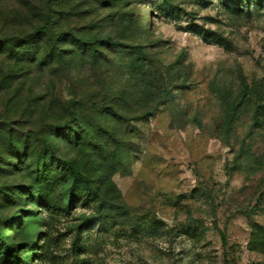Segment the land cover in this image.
<instances>
[{"label":"rangeland","instance_id":"374dc122","mask_svg":"<svg viewBox=\"0 0 264 264\" xmlns=\"http://www.w3.org/2000/svg\"><path fill=\"white\" fill-rule=\"evenodd\" d=\"M259 1L93 0L97 58L24 68L36 117L9 142L0 93V264H264Z\"/></svg>","mask_w":264,"mask_h":264},{"label":"trees","instance_id":"16d2710c","mask_svg":"<svg viewBox=\"0 0 264 264\" xmlns=\"http://www.w3.org/2000/svg\"><path fill=\"white\" fill-rule=\"evenodd\" d=\"M242 10L248 0H228ZM93 0H0V60L10 62V66L0 69V93L5 97L6 109L11 113L5 116L4 126L8 127V142L14 138V124H19L26 117L33 118L36 112L28 113L35 107L29 98H25V88L18 84L25 67L42 68L55 66L64 70L72 67L78 57L97 58L95 48L100 39L80 35L74 26L81 15L93 16L91 11L96 7ZM255 6H261L254 0ZM94 14V12H93ZM113 51L131 50L132 46L108 36L100 41ZM15 62V63H12ZM48 63V65H46ZM28 91V90H27ZM4 104V105H5ZM28 114H30L28 116ZM70 119L75 120L76 111H70ZM36 117V116H35ZM11 124V125H10ZM66 124L52 126L53 131H62ZM48 141L40 157L53 156ZM69 173L75 179L86 182L84 175L73 167ZM45 204L50 205L47 195ZM0 255H7L6 245L0 235Z\"/></svg>","mask_w":264,"mask_h":264}]
</instances>
